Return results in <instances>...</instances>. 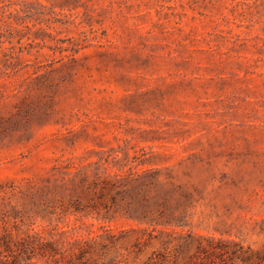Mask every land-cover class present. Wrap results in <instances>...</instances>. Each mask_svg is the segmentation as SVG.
Returning a JSON list of instances; mask_svg holds the SVG:
<instances>
[{"label": "rangeland", "instance_id": "1", "mask_svg": "<svg viewBox=\"0 0 264 264\" xmlns=\"http://www.w3.org/2000/svg\"><path fill=\"white\" fill-rule=\"evenodd\" d=\"M150 168L264 257V0H0V264L139 226L88 182ZM134 239L87 257L144 264Z\"/></svg>", "mask_w": 264, "mask_h": 264}, {"label": "trees", "instance_id": "2", "mask_svg": "<svg viewBox=\"0 0 264 264\" xmlns=\"http://www.w3.org/2000/svg\"><path fill=\"white\" fill-rule=\"evenodd\" d=\"M159 174L160 170L153 168L143 172L119 171L113 176H102L98 171L88 182L94 192L88 214L107 221L122 215L137 221L139 226L119 235L106 231V237L99 242H77L71 250L59 251L49 242L48 253L44 251L43 256L52 257L59 252L62 259H56L57 264H118L113 257L99 261L87 255L98 248L109 251L133 234L135 239L129 252L139 254L155 245L144 264H264L260 255L252 261L254 252L239 241L186 230L190 194L179 187L182 190L178 195L173 181H169L170 188L162 185Z\"/></svg>", "mask_w": 264, "mask_h": 264}]
</instances>
